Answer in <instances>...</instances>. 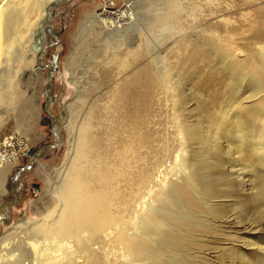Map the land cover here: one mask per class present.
Returning a JSON list of instances; mask_svg holds the SVG:
<instances>
[{
    "label": "bare ground",
    "instance_id": "6f19581e",
    "mask_svg": "<svg viewBox=\"0 0 264 264\" xmlns=\"http://www.w3.org/2000/svg\"><path fill=\"white\" fill-rule=\"evenodd\" d=\"M57 1L0 0V105L13 107L15 70L31 57L17 47L28 33L31 42L38 34L39 45L47 44L45 26ZM143 2L154 6L146 21L153 43L136 28ZM261 5L123 0L117 17H90L88 25L103 30V46L94 51L118 64L115 92L127 82L122 74L129 59L142 57L153 115L127 129L132 135L111 151L108 143L99 148L91 133L103 116L93 109L98 93L91 101L76 97L85 109L76 115L67 107L66 164L50 178L49 205L35 211L36 221L21 220L0 236V264H264V241L244 238L264 232ZM80 80L73 79L78 93L86 90ZM96 82L91 79L87 90ZM192 95L198 111L191 109ZM6 147L13 149L11 141ZM238 192H247L249 207ZM223 222L248 226L243 235L218 236Z\"/></svg>",
    "mask_w": 264,
    "mask_h": 264
},
{
    "label": "rangeland",
    "instance_id": "374dc122",
    "mask_svg": "<svg viewBox=\"0 0 264 264\" xmlns=\"http://www.w3.org/2000/svg\"><path fill=\"white\" fill-rule=\"evenodd\" d=\"M106 3L108 4L109 0H65L53 3L52 15L54 16H50L45 26L49 29V32L45 30L47 46L39 58L43 66H38L37 54L29 48L31 44L29 33L26 35L28 37L24 38L26 41L23 39L17 47L20 53L29 50L31 57L27 63H21L15 70L13 80L16 82L17 87L13 107H8L6 104L0 105V112L2 111L0 114V147L3 150L2 155L1 153L0 155L7 158L0 172V203H12L5 207V212L9 215V218H0V236L21 220L26 223L36 221L41 216L37 215L35 211H38L40 207L43 208L44 205L48 207L49 204L47 203L52 198L48 194L50 178L55 171L66 164L65 156L69 136L66 129H64V123L66 116H68L66 114L67 107L77 109L78 113L76 115L82 113L81 111L85 109L80 101L79 103L77 99L75 101L76 97L81 96V100L83 97L85 100L91 101L97 95L98 104L93 109L97 113L101 109L99 111L102 112L103 116L98 118V124L91 133H96V145L101 144L99 148L105 147L108 143L111 151L122 148L127 137L132 135V133H125L127 129L136 130V126L141 123L140 121H143V116L150 119L153 115V107L150 105L149 98L145 97L149 80L144 73L145 69H141L145 64L142 57L136 60L135 58L129 59L130 65L122 74H125L126 78L128 77L127 82L122 81L120 90L115 92L113 81L116 79L119 70L118 64L101 61V58H103L102 53L94 51L95 47L103 46L100 43L103 30L102 27L94 23L88 25L90 17H94L95 14H102L103 17H117L122 8L123 0H111L109 5ZM259 3H264V0H259ZM141 7V15L139 14L136 28L143 32L153 43V36L147 27L146 21L153 10L151 8L154 6L151 7L148 2H145L144 6L141 5ZM261 18L264 20V12L258 19ZM39 23L40 21L37 25ZM98 32L100 34H96ZM52 56H55L56 64L50 86L51 100L46 108L49 113L55 116V131H57L59 142L52 147H48L47 145L54 142V137L49 124L50 115L43 110V104L45 102L46 75L50 68ZM183 58L187 59L186 57ZM91 59H94V61H91ZM206 75L210 77L208 72L204 73V76ZM73 77L81 79L80 82L86 87L85 91L78 93L79 88L73 83ZM189 77L191 78V75ZM91 79L97 81V88L87 90L89 88L87 85ZM187 82L190 85L188 80ZM125 85L127 86L125 87ZM81 92L85 97L80 95ZM208 92L207 90L203 94L207 95ZM190 93L193 94V90L190 89ZM194 98L192 95V100ZM111 99L113 102H111ZM190 106H192L191 109L194 108L195 111H198L195 108V100L190 103ZM111 132L116 134L111 135ZM13 135L18 137L17 143L23 141L26 145L23 150L16 148L18 155L13 149L4 150L7 148L6 143L10 142ZM31 149H34V151L29 154L28 151ZM20 151H22V154ZM33 153L37 155L34 157ZM30 159L31 163H29ZM19 167H23V169L17 173V185H14L13 175ZM12 188H16L17 198L14 196ZM246 194L247 192L238 194L241 203L244 201V208L250 206L249 196ZM223 211L224 209L220 210L221 213ZM247 216L251 217V214L248 212ZM246 226H248L247 222L238 226H230V224L223 222L220 227H216L218 230L217 235L224 236L222 231L236 236L243 235L242 230ZM259 226L263 231L264 222H261ZM244 238H247V241L254 239L264 241V232L247 234Z\"/></svg>",
    "mask_w": 264,
    "mask_h": 264
},
{
    "label": "water",
    "instance_id": "95a60500",
    "mask_svg": "<svg viewBox=\"0 0 264 264\" xmlns=\"http://www.w3.org/2000/svg\"><path fill=\"white\" fill-rule=\"evenodd\" d=\"M63 1H65V0H62V1L59 0L56 3L63 2ZM46 31L49 32V29L47 28ZM46 46H47V44L45 46H40L39 45L38 34L36 36H34L33 41L31 42L30 48H31L32 51H34L35 53H37V59H38V61H39L40 55L42 54V52H43V50L45 49ZM55 64H56V62H55V56H52L51 57V61H50V68H49L48 73L46 75V86L44 88V90H45V102L43 104V110L45 112H48L46 106L49 103V101L51 100L50 86H51L52 74H53V70H54ZM53 135H54L55 141H54V143H52L50 145H47L48 147H52V146L56 145L57 142H58L57 141V136H56V134L54 132H53ZM32 151H34V150H30V151H28V153L30 154ZM33 156L35 157L36 156V153H33ZM30 163H31V161H30ZM14 181L16 183L15 177H14ZM15 197H17L16 194H15ZM6 204L7 203H0V213L2 215L5 214L4 207L6 206Z\"/></svg>",
    "mask_w": 264,
    "mask_h": 264
},
{
    "label": "flooded vegetation",
    "instance_id": "af4514ba",
    "mask_svg": "<svg viewBox=\"0 0 264 264\" xmlns=\"http://www.w3.org/2000/svg\"><path fill=\"white\" fill-rule=\"evenodd\" d=\"M49 115H50V122H49V124H50V128H51V132H52V134H53V132L56 134V136H57V131H55V116L52 114V113H49V112H47ZM53 137H54V135H53ZM54 141H55V138H54ZM58 141V140H57ZM59 142V141H58ZM58 142H57V144H58ZM54 143V142H53ZM50 145V144H49ZM31 150H34V149H31ZM37 155V154H36ZM30 161H31V159H30ZM30 161H29V163H30ZM21 169H23V167H19V168H17L16 169V171H15V174L13 175V181H14V177H15V179H16V175H17V173H19L20 172V170ZM14 185H17V179H16V183H15V181H14ZM16 188H12V192H13V194H14V196H15V194H16ZM17 196V195H16ZM17 198V197H16ZM3 203H7L6 204V206L5 207H7V206H9V205H11L12 203H9V202H3ZM5 207H4V211H5ZM0 218H9V215L5 212V214L4 215H0ZM1 220V219H0Z\"/></svg>",
    "mask_w": 264,
    "mask_h": 264
},
{
    "label": "built area",
    "instance_id": "2783aa9c",
    "mask_svg": "<svg viewBox=\"0 0 264 264\" xmlns=\"http://www.w3.org/2000/svg\"><path fill=\"white\" fill-rule=\"evenodd\" d=\"M15 140H16L15 136H12L11 139H10V141H11V143H12V148H13V149L16 150V148H17V149H21V150H23V149L26 147V145H25L24 147L22 146V147L20 148V147L16 144V141H15ZM22 142H23V141H22ZM16 151H17V150H16ZM20 153L22 154V151H20ZM17 155H18V153H17Z\"/></svg>",
    "mask_w": 264,
    "mask_h": 264
}]
</instances>
